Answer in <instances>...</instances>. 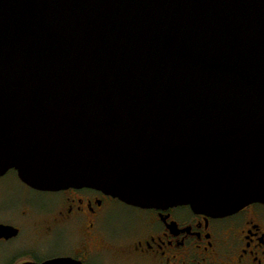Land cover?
<instances>
[{
  "label": "water",
  "instance_id": "obj_1",
  "mask_svg": "<svg viewBox=\"0 0 264 264\" xmlns=\"http://www.w3.org/2000/svg\"><path fill=\"white\" fill-rule=\"evenodd\" d=\"M12 171L141 209L264 205V0H0Z\"/></svg>",
  "mask_w": 264,
  "mask_h": 264
},
{
  "label": "flooded vegetation",
  "instance_id": "obj_2",
  "mask_svg": "<svg viewBox=\"0 0 264 264\" xmlns=\"http://www.w3.org/2000/svg\"><path fill=\"white\" fill-rule=\"evenodd\" d=\"M19 181L25 192L0 209V227L11 229L0 235V264H264L263 204L214 218L190 206L141 209L93 189L42 192Z\"/></svg>",
  "mask_w": 264,
  "mask_h": 264
},
{
  "label": "rangeland",
  "instance_id": "obj_3",
  "mask_svg": "<svg viewBox=\"0 0 264 264\" xmlns=\"http://www.w3.org/2000/svg\"><path fill=\"white\" fill-rule=\"evenodd\" d=\"M21 192H25L23 184L17 178L14 171L0 179V209L4 203H9Z\"/></svg>",
  "mask_w": 264,
  "mask_h": 264
}]
</instances>
